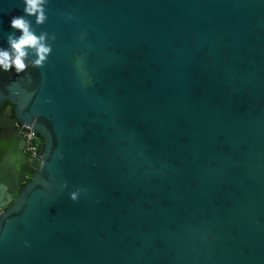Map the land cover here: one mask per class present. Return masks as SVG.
Masks as SVG:
<instances>
[{"label": "water", "instance_id": "obj_1", "mask_svg": "<svg viewBox=\"0 0 264 264\" xmlns=\"http://www.w3.org/2000/svg\"><path fill=\"white\" fill-rule=\"evenodd\" d=\"M37 30L45 64L0 72L42 137L0 152V264H264V0H49Z\"/></svg>", "mask_w": 264, "mask_h": 264}, {"label": "clouds", "instance_id": "obj_2", "mask_svg": "<svg viewBox=\"0 0 264 264\" xmlns=\"http://www.w3.org/2000/svg\"><path fill=\"white\" fill-rule=\"evenodd\" d=\"M22 4L21 12L10 17V31L0 43V72L14 71L20 75L28 67H42L52 51L48 33L37 30V26L48 21L49 0H22ZM61 187L67 188V181ZM84 191L86 189L76 187L69 191L68 196L76 202ZM28 244L25 241V245Z\"/></svg>", "mask_w": 264, "mask_h": 264}, {"label": "flooded vegetation", "instance_id": "obj_3", "mask_svg": "<svg viewBox=\"0 0 264 264\" xmlns=\"http://www.w3.org/2000/svg\"><path fill=\"white\" fill-rule=\"evenodd\" d=\"M14 107V104L7 100L0 110V152H4L5 155L11 153L15 159L14 164L20 166L21 169L23 165H26L31 160L26 149V127L17 119L11 124L13 120L11 113ZM7 143H9V147L6 146ZM16 175L15 172V179ZM24 186L25 183L19 185L16 189L23 188Z\"/></svg>", "mask_w": 264, "mask_h": 264}, {"label": "built area", "instance_id": "obj_4", "mask_svg": "<svg viewBox=\"0 0 264 264\" xmlns=\"http://www.w3.org/2000/svg\"><path fill=\"white\" fill-rule=\"evenodd\" d=\"M24 126L28 128V130H26V149L30 155V160L34 161L35 159H39L38 157H41L39 150L42 137L33 133L31 127Z\"/></svg>", "mask_w": 264, "mask_h": 264}]
</instances>
